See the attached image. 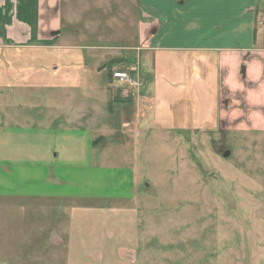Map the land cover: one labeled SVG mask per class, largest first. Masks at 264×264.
<instances>
[{
  "label": "rangeland",
  "instance_id": "374dc122",
  "mask_svg": "<svg viewBox=\"0 0 264 264\" xmlns=\"http://www.w3.org/2000/svg\"><path fill=\"white\" fill-rule=\"evenodd\" d=\"M60 7L76 44L102 48L87 52L97 72L88 81L103 82L113 97L106 107H126L120 118L130 121L144 85L128 60L139 55L140 10L169 15L174 34L202 27L193 11L179 9L176 18L171 0H60ZM115 72L134 84L110 78ZM116 90L126 96L116 99ZM76 92L54 111L75 122L54 138L65 183L49 197L0 200V264H264V117L235 112L205 129L162 131L152 118L121 128L106 113L104 126L115 122L120 132L90 131L89 145L76 109L90 104Z\"/></svg>",
  "mask_w": 264,
  "mask_h": 264
},
{
  "label": "crops",
  "instance_id": "0c3cea01",
  "mask_svg": "<svg viewBox=\"0 0 264 264\" xmlns=\"http://www.w3.org/2000/svg\"><path fill=\"white\" fill-rule=\"evenodd\" d=\"M236 5L240 12L232 15ZM260 5L259 0H171L176 18L182 19V9L190 10L202 25L183 35L174 34L169 15L140 10V46L133 47L139 55L128 60L137 65L144 85L130 121L120 118L126 107L120 113L106 107L113 97L107 98L103 82L88 81L87 73L95 69L87 64V52L102 48L76 44L63 30L60 0H0V200L49 197L57 182L65 183V162L54 138L64 134L61 125L70 130L75 122L62 121L54 111L76 91L90 104V113L84 105L76 109L83 110L79 119L85 124L78 126L83 133L113 130L117 135L119 124L139 127L149 118L162 131H188L224 124L229 113L264 117ZM121 92L116 90V99L126 96ZM106 113L118 127L115 122L104 126Z\"/></svg>",
  "mask_w": 264,
  "mask_h": 264
},
{
  "label": "built area",
  "instance_id": "2783aa9c",
  "mask_svg": "<svg viewBox=\"0 0 264 264\" xmlns=\"http://www.w3.org/2000/svg\"><path fill=\"white\" fill-rule=\"evenodd\" d=\"M112 78L114 80H119V81H127L131 84H134L132 83L130 80H132L133 78L129 75V73H126V72H115V73H112ZM133 81V80H132Z\"/></svg>",
  "mask_w": 264,
  "mask_h": 264
},
{
  "label": "water",
  "instance_id": "95a60500",
  "mask_svg": "<svg viewBox=\"0 0 264 264\" xmlns=\"http://www.w3.org/2000/svg\"><path fill=\"white\" fill-rule=\"evenodd\" d=\"M243 72H244V69L242 68V69H241V74H243Z\"/></svg>",
  "mask_w": 264,
  "mask_h": 264
}]
</instances>
